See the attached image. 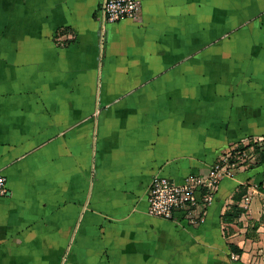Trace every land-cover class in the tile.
Listing matches in <instances>:
<instances>
[{
    "label": "crops",
    "instance_id": "1",
    "mask_svg": "<svg viewBox=\"0 0 264 264\" xmlns=\"http://www.w3.org/2000/svg\"><path fill=\"white\" fill-rule=\"evenodd\" d=\"M139 1L102 24L101 0H0V264H264V152L203 222L147 212L154 175L264 138V0Z\"/></svg>",
    "mask_w": 264,
    "mask_h": 264
},
{
    "label": "built area",
    "instance_id": "2",
    "mask_svg": "<svg viewBox=\"0 0 264 264\" xmlns=\"http://www.w3.org/2000/svg\"><path fill=\"white\" fill-rule=\"evenodd\" d=\"M139 11V0H101L98 17L104 24L125 18L136 19ZM263 147L264 138L245 147H235L211 164L206 175H188L181 182L154 175L147 191L148 214L173 219L179 213L180 221L185 223L203 222L204 209L213 201L220 182L234 176L239 168L257 163L264 152ZM7 193L6 178L0 172V196ZM249 200L250 197L245 196L240 206L247 209Z\"/></svg>",
    "mask_w": 264,
    "mask_h": 264
},
{
    "label": "trees",
    "instance_id": "3",
    "mask_svg": "<svg viewBox=\"0 0 264 264\" xmlns=\"http://www.w3.org/2000/svg\"><path fill=\"white\" fill-rule=\"evenodd\" d=\"M245 193H246V187L242 185H238L237 190L232 195L233 204L222 215L223 222L225 223L233 222L245 211L243 207L238 205V202ZM256 227H257V222H252V225L248 228L249 232L247 233V236L254 237V231L256 230ZM228 247L232 253L235 254L241 253V249L233 243H229Z\"/></svg>",
    "mask_w": 264,
    "mask_h": 264
}]
</instances>
